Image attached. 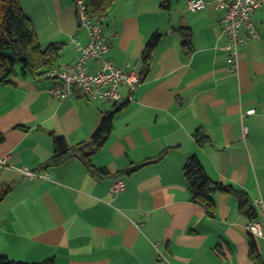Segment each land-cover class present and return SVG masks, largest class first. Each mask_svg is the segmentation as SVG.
Listing matches in <instances>:
<instances>
[{
  "label": "crops",
  "instance_id": "crops-1",
  "mask_svg": "<svg viewBox=\"0 0 264 264\" xmlns=\"http://www.w3.org/2000/svg\"><path fill=\"white\" fill-rule=\"evenodd\" d=\"M189 1L113 2L102 23L111 39L107 58L142 78L134 92L120 87L118 104L79 90L63 101L49 95L55 79L47 74L77 61L73 39L86 46L88 32L75 0H20L41 49L61 50L46 75L19 65L0 83V161L7 160L0 168V256L27 264H255L239 200L217 194L210 217L194 201L184 167L195 156L213 182L244 190L251 203L264 200V8L253 16L260 37L241 45L232 65L221 49L228 43L222 12L209 3L194 13ZM180 29L191 30L190 47ZM156 33L161 39L147 66ZM107 113L115 115L113 131L91 160L108 176H93L78 158L45 168L53 135L70 147L87 143ZM23 169L44 177L29 180ZM117 180L125 188L112 196Z\"/></svg>",
  "mask_w": 264,
  "mask_h": 264
},
{
  "label": "trees",
  "instance_id": "trees-1",
  "mask_svg": "<svg viewBox=\"0 0 264 264\" xmlns=\"http://www.w3.org/2000/svg\"><path fill=\"white\" fill-rule=\"evenodd\" d=\"M76 1V0H75ZM115 0H84L88 15L95 21L103 23ZM163 6L169 7L171 0H162ZM185 39V46H191V30L180 29ZM161 39V35L154 34L149 41L144 55V64L149 66L152 60V52ZM61 47L51 45L42 50L32 20L25 15L21 8L20 0H0V83H8L16 74L17 66H22L24 71H30L32 75H46L58 57ZM142 79V78H141ZM114 114L107 113L103 116L100 126L93 134L91 140L76 147L67 145L64 139L53 135L54 154L45 164V168L55 167L69 158H78L87 170L95 177L108 176L107 170H99L92 163V156L100 151L107 142L114 126ZM1 140V139H0ZM199 142H202L199 141ZM203 143V142H202ZM166 153L161 155L164 157ZM184 175L189 182L194 201L205 208L210 217L215 216L214 197L221 193L233 195L239 200L240 210L247 217L248 223L258 220V214L247 193L244 190L231 185H223L213 182L206 175L200 160L193 156L188 159L184 167ZM9 189L5 190V194ZM247 223V224H248ZM250 238V258L255 264H264V258L259 252L256 239ZM0 264H27L16 262L6 256H0ZM37 264H56L54 260H48Z\"/></svg>",
  "mask_w": 264,
  "mask_h": 264
},
{
  "label": "built area",
  "instance_id": "built-area-1",
  "mask_svg": "<svg viewBox=\"0 0 264 264\" xmlns=\"http://www.w3.org/2000/svg\"><path fill=\"white\" fill-rule=\"evenodd\" d=\"M214 3L222 12L221 34L228 39V43L221 49L228 53V62L235 65L239 57V47L248 43L250 38H259L253 16L264 8V0H190L188 9L191 12H200ZM77 17L81 27L88 32L89 42L82 46L77 39H73L75 48L80 55L77 61L61 70H53L47 74L55 79L54 87L49 91L52 98L63 101L74 96L77 90L84 97L103 103H121V86H128L131 92L141 84L140 75L134 72H125L107 58L111 47V39L105 37L103 24L91 18L84 4V0H76ZM95 62L97 68L92 71L90 62ZM251 109L247 114H254ZM244 135H248V128H244ZM7 160L0 161V168H6ZM23 174L29 180L43 178V174L23 169ZM125 184L121 180L115 181L110 188V195L114 196L124 190ZM258 214V220L248 223L245 230L248 235L264 242V200L259 199L252 203Z\"/></svg>",
  "mask_w": 264,
  "mask_h": 264
},
{
  "label": "water",
  "instance_id": "water-1",
  "mask_svg": "<svg viewBox=\"0 0 264 264\" xmlns=\"http://www.w3.org/2000/svg\"><path fill=\"white\" fill-rule=\"evenodd\" d=\"M144 164H148V163H144ZM144 164L136 165V166L130 167L129 169L126 170V173H127V174H130V173H132V172H135L137 169H139L140 167L144 166Z\"/></svg>",
  "mask_w": 264,
  "mask_h": 264
},
{
  "label": "rangeland",
  "instance_id": "rangeland-1",
  "mask_svg": "<svg viewBox=\"0 0 264 264\" xmlns=\"http://www.w3.org/2000/svg\"><path fill=\"white\" fill-rule=\"evenodd\" d=\"M171 2H172V4L177 5V0H171ZM25 15L29 17V15H27L26 13H25ZM29 18H30V17H29ZM260 245H261V248H262V246H263V250H264V242H263L262 240H261V242H260Z\"/></svg>",
  "mask_w": 264,
  "mask_h": 264
}]
</instances>
